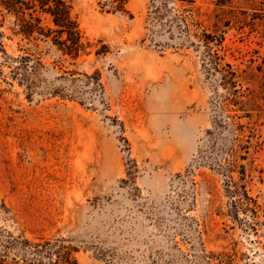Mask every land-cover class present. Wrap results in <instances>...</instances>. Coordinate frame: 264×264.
<instances>
[{
  "label": "rangeland",
  "instance_id": "rangeland-1",
  "mask_svg": "<svg viewBox=\"0 0 264 264\" xmlns=\"http://www.w3.org/2000/svg\"><path fill=\"white\" fill-rule=\"evenodd\" d=\"M191 1L71 0L76 60L38 41L22 62L32 44L0 15V252L11 236L77 264H264V0Z\"/></svg>",
  "mask_w": 264,
  "mask_h": 264
},
{
  "label": "trees",
  "instance_id": "trees-1",
  "mask_svg": "<svg viewBox=\"0 0 264 264\" xmlns=\"http://www.w3.org/2000/svg\"><path fill=\"white\" fill-rule=\"evenodd\" d=\"M188 3H193L187 0ZM71 0H0V15H12L15 18L16 35L21 36L28 48H20L25 54L23 62L37 53L38 41L53 46L63 56L76 60L85 52L82 34L76 20L71 15ZM48 16L53 28L41 27V16ZM223 39H220V41ZM0 50L4 53L2 45ZM208 71L219 76L220 85L225 89V102L238 106V75L230 64L216 52L211 53L207 46ZM34 53V54H31ZM34 62L39 64L38 58ZM0 264H77L73 254L75 249L65 245L62 240L29 241L28 239L8 237L1 242Z\"/></svg>",
  "mask_w": 264,
  "mask_h": 264
}]
</instances>
